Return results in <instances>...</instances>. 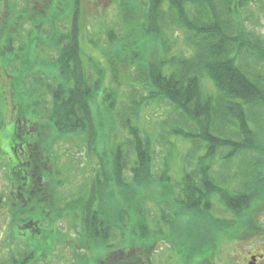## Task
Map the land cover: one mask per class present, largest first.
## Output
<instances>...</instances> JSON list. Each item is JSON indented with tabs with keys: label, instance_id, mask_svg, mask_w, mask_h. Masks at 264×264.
<instances>
[{
	"label": "trees",
	"instance_id": "trees-1",
	"mask_svg": "<svg viewBox=\"0 0 264 264\" xmlns=\"http://www.w3.org/2000/svg\"><path fill=\"white\" fill-rule=\"evenodd\" d=\"M35 1L30 0L34 14L31 11V16L28 17L27 10L21 14L27 21L25 26L30 23V19L34 20L35 24L31 28L25 26L23 28L31 31L40 30L34 33V47L38 44L37 47L46 48L48 52L56 48L53 54L49 53L53 58L55 55L56 59L54 61L53 58L49 59L48 62L55 67V71L51 74L43 72L42 75L46 73L44 78H35V82L43 84V87L52 94L53 102L49 105L45 99H41L35 106L26 107L20 100L19 105L24 116L28 110H32L36 116L47 118L51 132L47 134L49 136L47 140L45 138L47 135L42 133L44 126L33 125L29 130L16 126L14 137L0 146V160L3 161L2 166L7 168L10 181L20 182L26 172L35 174L34 194L44 197L43 191H39L41 189L39 182L44 174L47 175L51 171L44 170L43 173L42 167L39 166L37 174L34 168L41 144L50 141L52 137L77 135L85 137V141L90 142V145H97L101 135L99 127L103 126L100 120L105 122L106 127L114 121L111 117L107 125L108 116L98 114L99 109L94 108L102 84L101 81L91 79L90 71L85 65V53L81 44V0H71V31L67 33L57 32V25H47L46 28L45 24L49 18L53 20L51 14L59 13L61 0H57L56 4L54 0H47L46 8L54 11L47 17H43L44 14L39 11V0ZM116 1L127 29L124 36L129 30L134 32L131 25L138 24L143 35L155 44L157 53L149 63L143 66L139 62L135 64L134 87H143L148 95H141L139 100L134 102V118H127L124 125L131 135L130 145L134 158L130 162L124 143L116 142L110 149L111 161L105 159L107 153L100 156L109 167V177L105 179L109 182V178L112 177L119 186L125 188L156 186L161 183L164 176L162 174L157 176L154 173L156 144L151 134L139 126L140 112L146 102L162 101L169 104L171 112L168 120L164 121L165 127L169 125L167 128L169 132L168 135H162V139L157 142L168 149L167 147L175 146V142L170 140L171 136H174L176 141L182 137L184 141L193 145L192 150H189V157L184 161L183 174L179 182V200L175 203L180 207L184 217H190L192 214L196 218L204 219L208 216L207 220L212 226L206 231L209 234L207 238L195 239L191 235L187 237L192 241L190 253L210 250L214 253L217 241L220 238L225 239L234 228L237 229V234L234 236L231 233L230 238L244 239L249 235L248 228L254 226L253 219L256 216L250 212L253 200L258 195L264 197V34L256 28V24L260 22L259 14L262 13L264 16V0ZM53 23L58 24V20ZM127 38L126 36L125 39ZM107 40L113 47H118V53L122 52L125 43L128 42L116 37L113 27L108 30ZM12 42L13 39L7 36V45L1 49L2 54L8 55L9 61L15 62L16 67H19L16 61L21 60L25 63L30 57L26 52L13 53ZM20 50L24 51V47L20 46ZM136 56L137 54L133 52L126 57L130 60L124 61L123 67L132 65L136 61ZM34 58L42 60L46 56H39L34 51ZM92 59L90 58L91 61ZM47 61L46 58L45 62ZM112 68V76L116 80L121 70L115 64ZM26 70L29 71V68L24 67L23 71ZM31 79L33 80L29 81L31 83L29 92L33 93L34 88L38 87L34 85V78ZM52 81L56 84L53 85ZM206 82L212 83L214 91L206 89ZM27 83L26 78L21 80V84L27 86ZM107 105L112 115L114 105L109 102ZM24 118L26 120V117ZM33 127L38 129L37 132H30ZM50 143L49 145L44 143L49 147L43 148L46 153L52 152ZM201 150L205 154L203 158L199 156L197 166L193 167L192 160L197 158L195 153ZM251 152L256 154L254 155L256 159L250 164L252 166L246 167L245 175L239 178L245 179L239 183L240 188H224L222 182L213 176L212 165L217 156L221 153L222 156L219 158L221 162L229 164L237 155L245 156ZM169 157H165L163 168H169ZM204 158L209 159V164L205 162L207 159L202 162ZM255 167L257 172H254ZM125 171L128 173H124ZM96 172L94 178L99 185L101 174L105 173L106 176L107 174L104 167ZM255 181L257 183L254 186ZM45 183V179L44 181L41 179V185ZM127 193L132 197L138 194L135 188ZM215 198L227 211L229 210L231 218L224 220L211 215L210 212L215 211L213 204ZM24 201L23 204L17 203L22 207L18 210L23 215L46 213L43 220L51 217L50 212H46L45 205H50L48 200L38 201L34 198L33 209L26 206L28 200ZM91 202L83 206L82 221L85 218L87 221L86 231L84 230L81 235L85 238L82 243L85 248L95 253L103 246L105 253L113 246L110 242L116 227L109 217L107 220L99 219L98 212L93 211ZM57 203L55 198L50 205L54 207L56 216H62L66 210L72 212L76 210L73 202L69 203L68 207L58 206ZM19 211L14 215L19 216ZM105 213H108V210ZM244 217L248 218L247 225L243 222ZM22 227L25 228V224ZM244 228L245 232L242 231ZM29 229L34 231L33 228ZM48 250L50 249H45ZM122 251L119 250L118 253L122 254L124 252ZM38 255L34 252V262L40 260ZM116 256L118 254L112 259ZM201 262L192 260V263L196 264ZM205 262L209 263L208 260ZM113 263L106 261L104 264Z\"/></svg>",
	"mask_w": 264,
	"mask_h": 264
},
{
	"label": "rangeland",
	"instance_id": "rangeland-1",
	"mask_svg": "<svg viewBox=\"0 0 264 264\" xmlns=\"http://www.w3.org/2000/svg\"><path fill=\"white\" fill-rule=\"evenodd\" d=\"M32 1L36 2L35 0ZM39 2V11L44 14L43 17H47L49 13L54 12L46 8L47 0H39ZM56 2L57 0H54V4ZM31 7L30 0H0V146L5 145L14 137L13 132L16 126H22L28 130L33 125L44 126L42 130L44 135H49L51 132L47 118L36 116L32 110H28L27 115L24 116L19 105L20 100L26 107L35 106L36 102L41 99H45L49 105L53 102L52 94L43 87V84L35 82V78H44L46 73L51 74L55 71V67L48 64V62L49 59L53 58L50 54H53L56 48L48 52L46 48L37 47L38 44L34 47V33H38L40 30H24L23 27L27 21L24 15H21L24 10H27L29 11L27 12L29 13L28 17H30ZM60 7V11L56 9L59 12L58 14L56 12L51 14L53 20L49 18V21L45 23L46 28L57 25V32L67 33L71 31V0H61ZM80 11L82 14L81 44L85 53V65L90 71L91 79L101 81L102 84L97 93L94 108L95 110L99 109L97 110L98 114L108 116L107 125L111 117H113L114 122L106 127L105 122L100 120L103 126L99 127L101 135L97 145H90V142H86L85 137L82 136H58L44 142L47 144L51 142V153H46L43 150V148L49 149L47 144L44 143L37 151L39 156L37 154L38 158L36 159L38 160L34 164L37 174H39V166L42 167L43 173L44 170L51 171V173L46 172L47 175L44 174L45 184L41 185V179L39 182L41 188L39 191H43L42 195L44 197L34 194L30 197L32 199L26 203V206L33 209L35 205L34 198L38 201L48 200L50 205L56 198L58 206L68 207L71 202L76 206L75 211L66 210L62 216H56L54 207L44 203L47 207L46 212H50L51 217L47 218L51 219L53 227L48 228L51 225L49 222H46L43 227L45 231L50 230L46 236L57 238L56 241L53 240L49 243L41 240L45 235L42 234L41 237L35 230L34 235L26 239L17 240L14 238L12 241L8 239L9 237L6 234L14 231L18 225H21L20 230L31 231V229L24 228L22 225L25 224L28 218L32 217L29 213L23 215L18 210L22 209L21 206L15 203L10 204V199L14 196L10 193L12 181L9 180L7 168L2 166L3 161L0 160V199L9 204L8 207H1L0 209L1 212L3 209H7L6 219L0 218V264L2 255L13 250L24 252L32 246L34 252L39 254L38 258L45 259L34 262V264H99L100 259L104 263L115 261V264H147L148 260L146 258L151 257V255L156 263L161 264H193L192 260L202 261L200 264H245L248 261V251H250V254L264 255V197L262 198V195H258L253 200L250 212L256 216L253 219L254 226L248 228L249 235L245 236L244 239L230 238L231 233L234 236L237 234V229L234 228L231 233L227 234L225 239L220 238L217 241L214 253L212 250L190 253L192 241L191 238L187 237L191 235L195 239L207 238L209 234L206 231L210 229L209 226L211 225L207 220L208 216L204 219L196 218L192 214H190V217H184L180 207L175 203L176 200H179V182L183 174L184 161L186 157H189V150H192L193 145L184 141L182 137L176 141L174 136H171L170 140L175 142V146L167 147L168 149L157 142L162 139V135H168L169 132L167 131L169 125L165 127L164 124L171 112L170 105L167 103L161 101L143 104L139 123V126L151 134L155 141L154 173L157 176L160 174L164 176L160 181L161 183L156 186L125 188L119 186L112 177L109 178V182L105 179V177H109V167L107 163L100 159V156L107 153L105 159L111 161L110 149L116 142L124 143L130 162L134 158L133 149L130 145L131 135L124 125L127 118H134V102L139 100L141 95H148L143 87H134L135 64L139 62L143 66V64L149 63L150 59L155 58L157 52L155 51V44L143 35L138 24L131 25L134 32L129 30L126 34L128 38L125 39L126 36L124 35L127 29L122 21L121 11L116 0H81ZM259 16L260 22L256 24V28L264 34V16L262 13ZM56 20H58V24L53 23ZM34 24V20L30 19V23L28 22L25 28H31ZM112 27L115 29L116 37H121L124 42L128 41L121 50L123 53H118V47H113L107 40L108 30ZM132 33L135 34L131 36ZM7 36L13 39V53L23 54L26 52L28 53L27 56L30 57L27 58L29 61L25 63L21 60L16 61L19 64V67H16L15 62L9 61L8 55L4 56L2 54L1 49L7 45ZM20 46L24 47V51L20 50ZM34 51L39 56L45 55L48 61L45 62L46 58L42 60L41 58L40 60L35 59ZM133 52L137 54L136 61L132 65L125 64L126 66L123 67L124 61L128 62L130 60L126 57H129ZM90 58H93L92 61ZM55 59L54 55L53 61ZM113 64L121 70L116 80L112 76ZM93 65L94 67H91ZM24 67L29 68V71H23ZM43 72L46 73L42 75ZM25 78L28 81L27 86L21 84V80H25ZM31 78H34V85L38 87L34 88L33 93L29 92L31 87L29 81L33 80ZM43 81L42 83H45ZM52 84L55 85L56 83L52 81ZM205 87L211 92L215 89L212 83L209 82H206ZM106 102L114 105L112 115ZM24 117H26V120ZM19 121L20 123H18ZM252 126L255 127L254 124ZM37 130L33 127L30 132H37ZM48 135L45 137L47 140ZM91 142L93 143V141ZM169 150L170 152H168ZM221 153L212 165L213 176L220 183L222 182L221 185L224 188H240L239 183L242 180L245 181V179L239 180V178L245 175L248 165L252 166L250 164L256 159L254 157L256 154L251 152L245 156L237 155L229 164H223L219 159L223 154ZM204 154L205 152L202 150L195 153L197 158L192 160L193 167L197 166L199 156L203 158ZM167 156H170L169 168H163V162ZM206 159L207 161H205ZM204 161L209 164L208 158H204L202 162ZM102 167L105 168L107 176L105 173L101 174V184L98 185L94 176L97 173L96 171L101 170ZM258 170H261L260 165ZM254 172H257L256 167ZM124 173L128 172L125 171ZM256 183L257 181H255L254 186ZM133 188L138 192L135 197L127 193ZM255 191L256 188H254ZM255 195H257V192ZM78 200L79 202H77ZM90 201H92L93 211L98 212L99 219L107 220L109 217L115 224L116 232L113 231L112 241L110 242L113 245L111 247L113 254L111 251L104 253L103 246L99 247L98 253H95L85 248L84 243H82L85 238L81 235L84 230L86 231L87 221L86 218L82 221V211L84 204L87 205ZM213 204L215 211L210 212L212 216L224 220L232 217L229 210L227 211L216 198L213 199ZM179 205L181 204L179 203ZM107 210L109 214L105 213ZM17 211H19V216L14 215ZM33 216L36 218V222L39 218L43 221L46 218V213L45 215L34 214ZM246 218L243 219L245 225L248 221V218ZM55 228L56 230H53ZM242 231L245 232V228ZM54 233L56 237H53ZM9 242L17 243L10 247ZM46 248L50 250L45 251ZM119 250L124 252L122 251L123 253L119 254ZM116 254H118L115 257L117 260L112 259ZM49 259H51V262H49ZM205 260H208L209 263ZM257 264H264V259L260 258Z\"/></svg>",
	"mask_w": 264,
	"mask_h": 264
},
{
	"label": "flooded vegetation",
	"instance_id": "flooded-vegetation-1",
	"mask_svg": "<svg viewBox=\"0 0 264 264\" xmlns=\"http://www.w3.org/2000/svg\"><path fill=\"white\" fill-rule=\"evenodd\" d=\"M34 176H35V174L26 172L25 174H23V177H22L20 182H18L17 180H12L11 185H10V193L14 196L10 199V204L15 203L17 205V203H22V201H24V200H25L24 202H26L27 200L30 201L32 199L30 197H32V195H34V188H35L34 187ZM41 179H43V181H44V175ZM18 201H20V202H18ZM8 205L9 204L5 203L2 199H0V209H1V207L6 208V207H8ZM5 213H7V209H3L2 212L0 211V214H1L0 218L6 219ZM33 215H30L32 218H28V220L25 222V228H27V229L33 228L38 234L41 235V237H42V234H44L45 236L41 240L47 241L49 243L53 240L56 241L57 238H52V237L46 236V234L50 230L45 231L44 227H43L46 222L47 223L49 222V223H51V225L48 228L51 229L53 227V225H52L53 222L50 221L51 219H47V220L42 221L39 218V219H37V222L39 223L38 224L35 220L36 218H34ZM53 230H56V228ZM6 235H8L9 238L8 237L7 238L11 241L14 238L17 240H21V239L29 238L31 235H34V231H32V230L31 231L20 230V225H18L17 228L14 229V231L9 232ZM53 237H56L55 233H54ZM63 242H65V241H63ZM16 243L17 242H14V243L9 242V246L12 247V245H16ZM33 244H34V242H33ZM110 251H111V253L113 252L112 248L107 250V252H110ZM247 254H248L247 255L248 261L245 262V264H257L260 261V258L261 259L264 258V257H261V255H255L253 253L250 254V251H248ZM42 259L45 260L44 258H42ZM42 259L40 258L39 261H43ZM115 260H117V258H115ZM146 260H148L147 261L148 263L146 262ZM146 260H144V261L147 264H161V263H156L155 260L153 259L152 255H151V257L146 258ZM49 262H51V259H49ZM28 263L34 264V247L33 246L24 252H22L21 250H19L18 252L13 250L7 254L2 255L1 264H28ZM98 263L103 264L104 262L102 259H100L98 261ZM115 263L116 262L114 261L113 264H115ZM193 264H196V263H193Z\"/></svg>",
	"mask_w": 264,
	"mask_h": 264
},
{
	"label": "water",
	"instance_id": "water-1",
	"mask_svg": "<svg viewBox=\"0 0 264 264\" xmlns=\"http://www.w3.org/2000/svg\"><path fill=\"white\" fill-rule=\"evenodd\" d=\"M262 257V256H261Z\"/></svg>",
	"mask_w": 264,
	"mask_h": 264
}]
</instances>
